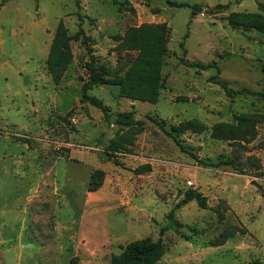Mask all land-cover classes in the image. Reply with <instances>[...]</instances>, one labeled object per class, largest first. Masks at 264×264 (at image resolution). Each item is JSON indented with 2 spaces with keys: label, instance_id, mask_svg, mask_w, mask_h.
<instances>
[{
  "label": "rangeland",
  "instance_id": "1",
  "mask_svg": "<svg viewBox=\"0 0 264 264\" xmlns=\"http://www.w3.org/2000/svg\"><path fill=\"white\" fill-rule=\"evenodd\" d=\"M116 1L0 6V264H110L146 237L164 247L152 264H264V33L256 17L226 20L264 16V0H174L197 4L193 17L164 0ZM216 5L227 8L209 14ZM59 23L69 34L80 23L85 41L71 42L72 62L53 82L45 62ZM144 24L166 28L158 72L142 68L124 42ZM86 45L109 71L107 85L87 91L106 114L79 102ZM150 78L161 84L156 102L120 95ZM216 81L262 96L228 95ZM237 116H253V140L213 137ZM156 122L198 158L230 160L238 170L197 164ZM184 122L195 127L172 131ZM189 191L205 197L204 208L177 206Z\"/></svg>",
  "mask_w": 264,
  "mask_h": 264
},
{
  "label": "trees",
  "instance_id": "2",
  "mask_svg": "<svg viewBox=\"0 0 264 264\" xmlns=\"http://www.w3.org/2000/svg\"><path fill=\"white\" fill-rule=\"evenodd\" d=\"M8 0H1L0 6L3 5ZM114 3H117L116 0H111ZM165 4L170 7H189L191 10V17H193L200 7L195 4L189 6L186 3H178L174 0H164ZM119 7L124 8L125 10L133 13L131 7H126L124 2L118 3ZM259 6H263L260 4ZM226 9L227 5H216L210 10V13L213 14L214 11H219L220 9ZM249 16L256 17L260 19V24L255 27V30L264 33V16L259 14H230L227 17V22L229 25H233L232 18L235 16ZM166 28L163 24L161 25H147L144 24L137 29L130 30L127 32V37L124 42L130 44L131 49L138 50V63L139 65L147 71L158 72L162 66L163 59L165 57L166 48ZM85 36L83 35V31L80 28V23L78 30L69 34L68 30L61 24L57 26L53 38L51 40L49 46L48 56L45 62L46 68L50 73L51 79L53 82H58L62 71L65 69L67 65L72 62V51H71V42H81L84 43ZM183 54H185V50L183 45L181 44ZM85 50L88 55V61L85 63L84 70L86 73V80L82 83L80 88V103L88 102L89 104L99 108L104 114H106V109L93 97L87 94V91L91 89L93 86H101L108 84L109 71L102 65L97 64V60L93 55V51L89 45L85 46ZM180 62L187 67L197 68L199 70H206L210 67H213L212 64H199L196 62H188L184 58L180 59ZM261 71L264 74V62L261 64ZM216 84L221 85L226 94H247L250 96H262V94L248 90V89H240L237 91H233L226 87L225 84L220 83L218 81ZM158 78H150L148 81L140 82L138 80H133L131 83L125 87L120 89V95L122 97L128 99L135 100H143L147 102H156L158 96V89L160 87ZM141 89L142 93H138L137 90ZM253 116H237L235 118L236 124L232 125H217L213 129L212 135L218 139L232 140V141H244L245 143H249L254 139L255 133L253 128V121L251 120ZM156 125L162 129L175 144L179 147V149L187 153L197 164H200L205 167H213L217 168L219 166H229L233 170H238L235 168L234 164L230 160H220L219 162L207 163L206 161L198 158L195 154L186 150V148L181 145L180 141L177 139V135H173L171 132L165 130L161 124V122H156ZM195 125L192 122H184L178 127L172 128V131L176 134H180L190 128H194ZM221 127V128H220ZM196 129V128H195ZM134 132V133H133ZM133 132L127 133L129 136L134 135L140 132V128H134ZM120 143L117 140L111 141L109 144V148L112 151H117L120 149ZM190 201H194L199 208L205 207V197L202 194L196 191H189L185 194V197L179 202L177 206L185 205ZM169 219L173 222V213L172 211L169 214ZM176 225L175 222L169 224L170 227ZM223 243V242H222ZM222 243H217V245H221ZM164 253V247L162 245L161 239H157L153 241L151 238L146 237L143 239H138L127 243L121 250L118 255L112 256L110 264H152L155 260L159 259L161 255Z\"/></svg>",
  "mask_w": 264,
  "mask_h": 264
},
{
  "label": "water",
  "instance_id": "3",
  "mask_svg": "<svg viewBox=\"0 0 264 264\" xmlns=\"http://www.w3.org/2000/svg\"><path fill=\"white\" fill-rule=\"evenodd\" d=\"M160 235H161V233H160Z\"/></svg>",
  "mask_w": 264,
  "mask_h": 264
},
{
  "label": "crops",
  "instance_id": "4",
  "mask_svg": "<svg viewBox=\"0 0 264 264\" xmlns=\"http://www.w3.org/2000/svg\"><path fill=\"white\" fill-rule=\"evenodd\" d=\"M259 42V41H258Z\"/></svg>",
  "mask_w": 264,
  "mask_h": 264
}]
</instances>
